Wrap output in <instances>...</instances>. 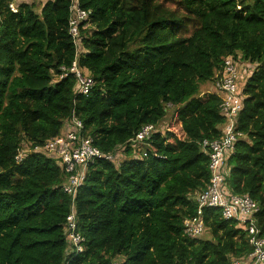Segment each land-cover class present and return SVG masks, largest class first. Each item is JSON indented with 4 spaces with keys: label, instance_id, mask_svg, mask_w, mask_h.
<instances>
[{
    "label": "trees",
    "instance_id": "trees-1",
    "mask_svg": "<svg viewBox=\"0 0 264 264\" xmlns=\"http://www.w3.org/2000/svg\"><path fill=\"white\" fill-rule=\"evenodd\" d=\"M172 1L182 16L159 0H78L90 11L78 64L94 83L82 95L68 72L77 52L70 0H44L39 11L25 1L16 13L0 0V264H228L251 252L240 223L199 209L192 195L210 177L201 141L224 123L221 98L200 85L232 56L252 70L226 184L257 203L264 232V0ZM72 112L100 151L123 150L87 168L75 197L84 249L66 259L67 174L43 152L14 156L24 139L42 146L59 135ZM147 124L157 129L146 154H133L128 143ZM198 217L209 239L184 234V221Z\"/></svg>",
    "mask_w": 264,
    "mask_h": 264
},
{
    "label": "built area",
    "instance_id": "built-area-1",
    "mask_svg": "<svg viewBox=\"0 0 264 264\" xmlns=\"http://www.w3.org/2000/svg\"><path fill=\"white\" fill-rule=\"evenodd\" d=\"M7 1L9 10L16 13L22 0ZM89 15L90 11L82 9L78 0H70L68 31L77 52L68 72L75 78V94L82 95H86L94 84L92 77L78 64V54L81 51L79 26ZM214 85L216 93L221 98L219 107L220 113L224 117V123L218 138L201 141L200 146L208 156L210 177L206 188L195 196V201L199 209L202 207L219 208L224 219L237 221L246 231L248 242L252 247L251 252L244 257L232 259L228 264H264V232L261 233L254 218V214L258 211V205L246 194L231 193L226 184L227 157L233 152L235 142L242 135L235 127L237 116L242 107L239 61L234 60L232 56H226ZM170 106L171 104L168 103L167 108ZM155 129H157L155 125H144L130 139L128 145L132 148L133 154L141 151V155L145 156L144 147L147 146V139ZM122 150L123 147L118 146L109 152L100 151L93 144V139L85 134L83 122L74 112L65 121L63 132L49 138L42 146H33L24 139L17 147L14 156L16 163L21 162L32 151L43 152L52 157L67 174L61 185L62 190L70 197L69 213L64 226L67 243L66 259L81 253L84 249V237L78 231L75 197L77 190L85 180L87 168L98 159L117 162L118 153ZM204 229L203 222L199 217L184 221L183 232L190 238L201 236Z\"/></svg>",
    "mask_w": 264,
    "mask_h": 264
},
{
    "label": "rangeland",
    "instance_id": "rangeland-1",
    "mask_svg": "<svg viewBox=\"0 0 264 264\" xmlns=\"http://www.w3.org/2000/svg\"><path fill=\"white\" fill-rule=\"evenodd\" d=\"M28 2H32L33 1V4H34V9L36 11H39L42 3L44 0H27ZM159 2L163 5V7L165 8H168L170 10H173L175 11L176 14L182 16L183 15V10L179 7V5L175 2V1H172V0H159ZM193 29V24L192 22H187L186 23V29H183L181 31V33L183 34H186V33H190L191 30ZM252 65H250L248 62L246 61H243V62H239V68L241 69L240 70V77H241V86L244 84L243 82H245V79H246V74L249 72V68L252 70ZM242 70H245V72H243ZM200 90L202 92H214L215 91V88L213 86V84L211 83V81H207L205 83H202L200 85ZM171 111V109H170ZM170 111L168 113H170ZM170 116H168L167 118V122L169 123L170 121ZM165 120V119H164ZM167 122L166 120L161 124V127H166L167 125ZM162 129V128H161ZM192 197H194V195H192ZM201 237H203L204 239H209L210 238V235L208 232H203V234L201 235Z\"/></svg>",
    "mask_w": 264,
    "mask_h": 264
},
{
    "label": "clouds",
    "instance_id": "clouds-1",
    "mask_svg": "<svg viewBox=\"0 0 264 264\" xmlns=\"http://www.w3.org/2000/svg\"><path fill=\"white\" fill-rule=\"evenodd\" d=\"M28 2L27 0H22L21 2ZM20 2V3H21ZM19 3V4H20ZM222 65H223V63H222ZM221 68H222V66H221ZM221 68H220V70L219 71H217V73L215 74V77H214V79H213V81H211V83H213V86H214V88H215V85H214V82H215V80L217 79V77L219 76V74H220V71H221ZM242 87V86H241ZM214 93H216V90L214 91ZM217 94V93H216ZM218 95V94H217ZM219 96V95H218ZM220 97V96H219ZM196 195H197V193H196ZM194 199H195V197H193Z\"/></svg>",
    "mask_w": 264,
    "mask_h": 264
},
{
    "label": "crops",
    "instance_id": "crops-1",
    "mask_svg": "<svg viewBox=\"0 0 264 264\" xmlns=\"http://www.w3.org/2000/svg\"><path fill=\"white\" fill-rule=\"evenodd\" d=\"M85 71H86V69H85ZM213 84V83H212ZM201 91V90H200ZM208 92V91H207ZM210 92V91H209ZM201 93H203L202 91H201ZM64 128H65V122H64V124H63V127H62V129H61V132H60V134L63 132V130H64ZM196 196V193L194 194V197Z\"/></svg>",
    "mask_w": 264,
    "mask_h": 264
}]
</instances>
